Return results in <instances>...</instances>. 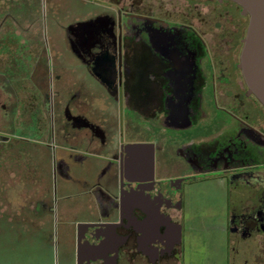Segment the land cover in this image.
Returning a JSON list of instances; mask_svg holds the SVG:
<instances>
[{"label": "flooded vegetation", "instance_id": "af4514ba", "mask_svg": "<svg viewBox=\"0 0 264 264\" xmlns=\"http://www.w3.org/2000/svg\"><path fill=\"white\" fill-rule=\"evenodd\" d=\"M0 1L6 17L28 9L8 27L22 49L53 56L49 74L42 61L31 73L40 107L33 91L21 109L45 139L12 132L18 100L0 97V177L21 183L9 218L43 246L38 264H167L179 256L184 187L206 180L223 189L227 239L246 243L242 264H264V105L239 65L242 6Z\"/></svg>", "mask_w": 264, "mask_h": 264}, {"label": "rangeland", "instance_id": "374dc122", "mask_svg": "<svg viewBox=\"0 0 264 264\" xmlns=\"http://www.w3.org/2000/svg\"><path fill=\"white\" fill-rule=\"evenodd\" d=\"M69 3L70 4L68 5H74V2L69 1ZM0 4L3 3L0 1ZM20 9L28 11L27 7L22 8L18 6L14 11H10V17H6V11L0 7V97L3 93L5 94L7 92L8 94L13 93L16 95L15 100H18L15 104L17 109L13 111L16 118L11 122L12 132L17 133L19 136L31 139H45L44 132H35V127H32L33 125L30 126L29 122L22 119L24 115H21V111L24 113V110L21 109H25L24 105L29 101L30 96L32 95L31 92L34 91V85L31 81V73L34 67L38 62L42 61L46 65L45 67L43 66L42 71L49 74V65L47 64L52 62L53 56L25 52L21 47L23 46L22 36L8 33V27H20L19 22L14 19V16L20 15ZM68 57V55H64V58L68 59ZM67 61L70 62L72 60L68 59ZM66 72L67 71L64 70L63 73ZM72 76H74V79L76 80L81 74L73 71L71 77ZM48 79H51L49 75ZM44 84L47 85L48 94H50V90H52L51 81L46 79ZM53 89L55 91L56 87H53ZM34 93L40 96H38V100L40 101L38 107H40L42 99L44 100V97L41 98L42 92L39 89L38 92L34 91ZM26 104L28 105L30 103L27 102ZM21 106L23 108H21ZM19 109L20 114L18 112ZM2 111V108H0V115ZM34 119L35 118H33V120ZM41 119L44 127L47 121L44 116L41 117ZM1 121L3 122V120ZM1 126V129H3V123ZM2 179L3 178L0 177L1 187H3L5 183ZM9 190L13 192H10L8 195L10 197L9 201L12 203L11 205H8V203L4 205L6 208L3 211L5 217H0V261L10 264H38V260H41L46 253H44L41 244H38L34 239L27 237L25 231L22 232L23 230H21L20 227L21 221L17 220V216H15L16 218L13 222L10 221L13 219L14 215H16V213H14L16 209L14 203L20 202L21 197L19 193L18 195L17 192H14V190L12 191L11 187ZM222 190V187L214 183L212 180L199 181L187 184L184 187L183 206L181 211L178 212V224L181 226L182 231L181 245L184 246L187 244L188 246H191L194 245L195 242H202L206 245V247L199 249V252L197 253L195 250H193L194 252H191V254L189 253L187 257L188 259L190 257V260L197 258L200 261L207 259L209 262H212L218 257V251L215 249L216 247L210 249L211 246L228 243L230 251L236 246V243L229 242L224 229L226 207L225 195H222ZM5 195L7 194L5 193ZM9 216H11V219ZM189 249L192 250L191 247ZM232 253L233 251L231 254ZM223 254L225 257V250L223 251ZM241 257L243 262L244 253ZM48 259L51 260L52 258ZM177 259H179V256ZM175 264L177 263L175 262ZM202 264L208 263L202 262Z\"/></svg>", "mask_w": 264, "mask_h": 264}, {"label": "water", "instance_id": "95a60500", "mask_svg": "<svg viewBox=\"0 0 264 264\" xmlns=\"http://www.w3.org/2000/svg\"><path fill=\"white\" fill-rule=\"evenodd\" d=\"M232 1L242 6L243 12L250 16L239 65L250 92L255 94L264 105V0ZM144 147V144H137L131 149L139 150ZM151 170H153V163ZM136 221L134 224L137 223ZM180 241H182V231L181 226L178 225V242Z\"/></svg>", "mask_w": 264, "mask_h": 264}, {"label": "crops", "instance_id": "0c3cea01", "mask_svg": "<svg viewBox=\"0 0 264 264\" xmlns=\"http://www.w3.org/2000/svg\"><path fill=\"white\" fill-rule=\"evenodd\" d=\"M10 187H11L12 191L14 190V192H17V194H18V193H20V190H21V183H19L18 181L14 182V183L11 182V184L9 182H5L3 187L0 186V198L5 196V193H6L7 197H8L7 200L9 202V204L11 205L12 202L9 201L10 197L8 196L9 193L11 192V190H9ZM11 193H13V192H11ZM14 204H15L16 207H18L21 204V201L20 202H16ZM228 245L229 244L227 243V244H222V245L218 244L216 246L215 245L211 246L210 249H213V248L216 247L215 249L218 251V257L216 256L217 258H215L214 261L209 262L207 259H205L204 261L203 260L200 261L199 259H197L195 257H193V258H195L194 260H190V257H189V259L187 257L189 253L191 254V252H194L193 250H195V252L197 253V252H199V249H201L203 247H206V245H204L202 242H195V244L191 245V246H188L187 244L182 246L180 244L178 246L179 259L173 258V257H170L169 255H167L164 258V262H166L167 264H175V262L177 264L178 263L179 264H202V262H206L208 264L209 263L223 264V262H224V264H242V257L241 256H243V253L245 251L246 243L243 242V241L237 242L235 248L233 250H231V251L228 248ZM190 247L192 248V250L189 249ZM224 250H225V253H226L225 257H224V254H223ZM232 251H233V253L231 254ZM144 254L147 255V253H145V252H144ZM192 255H193V253H192ZM156 256H158V254L155 255L154 257H156Z\"/></svg>", "mask_w": 264, "mask_h": 264}]
</instances>
